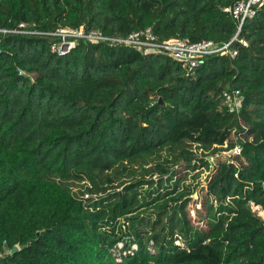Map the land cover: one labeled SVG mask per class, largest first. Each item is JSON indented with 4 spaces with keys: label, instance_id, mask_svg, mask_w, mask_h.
<instances>
[{
    "label": "trees",
    "instance_id": "obj_1",
    "mask_svg": "<svg viewBox=\"0 0 264 264\" xmlns=\"http://www.w3.org/2000/svg\"><path fill=\"white\" fill-rule=\"evenodd\" d=\"M243 1L0 0V264H264V0L240 29ZM82 27L237 55L189 72L114 41L53 50Z\"/></svg>",
    "mask_w": 264,
    "mask_h": 264
},
{
    "label": "built area",
    "instance_id": "obj_2",
    "mask_svg": "<svg viewBox=\"0 0 264 264\" xmlns=\"http://www.w3.org/2000/svg\"><path fill=\"white\" fill-rule=\"evenodd\" d=\"M263 0H248L239 2L236 6L230 10L233 16L240 20V29L244 21L247 18H253L255 15V8L261 7ZM1 32L3 30H0ZM7 32V31H3ZM64 38L63 42L59 46H54L53 50L60 55H65L70 52L76 45V39L87 38L94 42H107L114 41L115 43L126 44L129 46H134L140 49L145 53L155 52L160 54H165L170 56L177 62L182 64V67L189 72H192L194 69L198 68L205 57L212 56L215 54H220L221 56L230 55L234 58L237 55V52L230 51V44H225L223 46H218L212 41H204L201 43H192L189 40L175 38L163 43H157L156 38L151 29L145 31L135 32L124 39H110L103 36L99 31H91L87 33L82 27L78 30L72 29H63L58 33ZM68 37H72L73 40L68 41ZM237 40V37H235ZM234 39V40H235ZM239 91H236L234 95L225 93L226 103L231 108V111H234V106H237V96ZM236 97V99H235ZM237 101V102H236ZM241 150L237 148L235 154H240Z\"/></svg>",
    "mask_w": 264,
    "mask_h": 264
},
{
    "label": "rangeland",
    "instance_id": "obj_3",
    "mask_svg": "<svg viewBox=\"0 0 264 264\" xmlns=\"http://www.w3.org/2000/svg\"><path fill=\"white\" fill-rule=\"evenodd\" d=\"M236 141V137H234V142ZM234 155V153H233ZM210 162L213 161V157L207 158ZM213 169V168H212ZM207 178H210V173L204 171L202 173V176L199 177L196 181H193L192 179H189L187 184H191L195 188V194L191 197V200L189 202L188 206V213L192 220V223L195 226H204L206 224V218L208 214V210L206 207V201H207ZM73 190L77 193L80 192H86L85 187L82 184L77 183V185L73 186ZM88 196H85L87 198ZM256 214L264 219V212L260 207H252ZM259 211H256V210ZM136 248V247H135Z\"/></svg>",
    "mask_w": 264,
    "mask_h": 264
},
{
    "label": "water",
    "instance_id": "obj_4",
    "mask_svg": "<svg viewBox=\"0 0 264 264\" xmlns=\"http://www.w3.org/2000/svg\"><path fill=\"white\" fill-rule=\"evenodd\" d=\"M161 103H162V101H161ZM256 211H259V210L257 209ZM16 251H18V249L15 247L12 252L15 253Z\"/></svg>",
    "mask_w": 264,
    "mask_h": 264
}]
</instances>
